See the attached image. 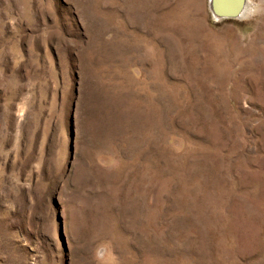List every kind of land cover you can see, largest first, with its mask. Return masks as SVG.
Segmentation results:
<instances>
[{
    "label": "rangeland",
    "instance_id": "1",
    "mask_svg": "<svg viewBox=\"0 0 264 264\" xmlns=\"http://www.w3.org/2000/svg\"><path fill=\"white\" fill-rule=\"evenodd\" d=\"M208 1L0 0V264H264V0Z\"/></svg>",
    "mask_w": 264,
    "mask_h": 264
},
{
    "label": "water",
    "instance_id": "2",
    "mask_svg": "<svg viewBox=\"0 0 264 264\" xmlns=\"http://www.w3.org/2000/svg\"><path fill=\"white\" fill-rule=\"evenodd\" d=\"M209 10L217 20H235L243 17L246 0H209Z\"/></svg>",
    "mask_w": 264,
    "mask_h": 264
},
{
    "label": "bare ground",
    "instance_id": "3",
    "mask_svg": "<svg viewBox=\"0 0 264 264\" xmlns=\"http://www.w3.org/2000/svg\"><path fill=\"white\" fill-rule=\"evenodd\" d=\"M249 5V4H248ZM254 10L252 9V7H248L247 4L245 6V9H244V13H243V17L247 14H251Z\"/></svg>",
    "mask_w": 264,
    "mask_h": 264
}]
</instances>
